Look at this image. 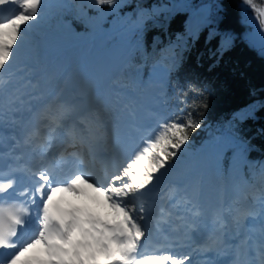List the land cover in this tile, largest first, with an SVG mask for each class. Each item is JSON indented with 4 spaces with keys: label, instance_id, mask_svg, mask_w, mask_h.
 Returning a JSON list of instances; mask_svg holds the SVG:
<instances>
[{
    "label": "snow or ice",
    "instance_id": "obj_1",
    "mask_svg": "<svg viewBox=\"0 0 264 264\" xmlns=\"http://www.w3.org/2000/svg\"><path fill=\"white\" fill-rule=\"evenodd\" d=\"M17 2L19 10L0 19V73L8 72L11 63L19 59L25 27L41 19L42 0H0V6ZM112 2L98 0L99 4ZM260 16L264 17V10ZM260 23L264 24V19ZM4 83L0 81V125L5 130L12 126L23 129V145L38 150L41 162L52 148V142L60 139L64 146L60 158L65 163L71 160V169L64 179L59 178L56 166L50 164L42 170H14L26 172L35 184L33 203L36 194L41 203L36 214L37 227L21 243H18L20 229L26 226L25 217L31 215V208L0 204V250H13L3 264H191L188 255L167 252L142 257L140 249L148 236L145 225L149 209L145 197H155L167 206L170 193L187 189L186 184L169 187V177L187 151L190 130L199 129L200 123L189 119L187 123L178 120L162 124L159 134L146 140L130 160L114 172L110 171L109 164V171L100 179L89 168L88 158L92 161L113 158V121L119 118V113L103 105L84 112L73 100L59 93L46 94L24 76L11 88H5ZM8 138L16 139L0 131V139ZM20 145L21 141L17 140V146ZM77 145L81 151L69 152ZM244 183L254 187L247 181ZM261 185V194L257 197L259 210L246 205L238 208L232 218L243 226L244 219L252 217L255 221L259 217V240L246 235L237 246V251L244 246L255 254L244 264H264V181ZM13 186L11 178L0 183V194H6ZM87 190L95 195L87 196ZM86 196L84 202H79V198ZM240 199L246 197L238 196L237 200ZM134 200L143 202L137 204ZM161 212L164 214L158 218L159 223L170 225L171 212L165 207H161ZM200 214L199 210L194 213ZM217 223V231L226 227L220 214L213 219V224ZM195 227V222L188 225V229ZM172 230L178 231V228L172 227ZM255 231L256 228L246 230ZM184 235L191 239L187 231ZM221 243L214 234L209 235L205 250L219 248Z\"/></svg>",
    "mask_w": 264,
    "mask_h": 264
},
{
    "label": "trees",
    "instance_id": "obj_2",
    "mask_svg": "<svg viewBox=\"0 0 264 264\" xmlns=\"http://www.w3.org/2000/svg\"><path fill=\"white\" fill-rule=\"evenodd\" d=\"M240 1L192 0L190 5L179 0H113L112 4L71 0L67 5L56 1L43 25L60 37L62 47L116 31L144 34V45H138L139 55L130 60L127 72L158 60L172 69L173 80L188 99L190 115L201 125L190 130L183 157L227 135L250 145L252 156L264 166V51L243 36ZM117 41L107 39L101 51L111 50ZM28 47L34 52V43Z\"/></svg>",
    "mask_w": 264,
    "mask_h": 264
},
{
    "label": "bare ground",
    "instance_id": "obj_3",
    "mask_svg": "<svg viewBox=\"0 0 264 264\" xmlns=\"http://www.w3.org/2000/svg\"><path fill=\"white\" fill-rule=\"evenodd\" d=\"M180 3L183 1V0H179ZM10 7H12V10L13 11H16L17 9H19V3L17 2L16 4H12L10 5ZM48 94V93H47ZM120 139V137H118ZM233 137H229L227 135H224L223 136V139L222 141H212V140H209L206 142V144H213V146H221V147H225V146H228L231 144V142L233 141ZM247 144V143H246ZM63 144L61 143L60 139H56L52 142V148L49 150V152L47 154H45V157H44V161L41 162L40 161V153L38 150H34L32 147H29L27 150H25V148L23 147V150L24 152L26 153V155L28 156L29 159L33 160L36 164H40V163H43L45 165H54L56 166L57 168V172H59V163H65L61 160L60 158V154L61 152L63 151ZM127 147H125L124 145L121 144V151L122 153L126 150ZM71 151H81L79 145H77L75 148H70L69 149V152ZM58 156V157H56ZM88 163H89V166L91 164H95L97 166V172L95 173L96 176L100 179H103V177L106 175V172L109 171V168L106 167V166H103L99 161L98 163L96 161H92L91 158H88ZM261 166L263 167V165H260V168ZM111 171V169H110ZM257 172V170H256ZM249 178V177H246V179ZM91 191V190H90ZM93 196V195H91ZM82 202V201H80ZM164 207V206H163ZM193 208L190 207L189 211H192ZM215 210V206H208L207 208L205 207L204 209V212L207 213L208 211H210L211 213H213ZM167 212H171L170 209L168 208L167 209ZM164 213L161 212V210L159 209L153 216V222L158 226L160 225L159 223V220L158 218L160 216H162ZM171 214L173 215V213L171 212ZM179 217H183V220L181 219H178ZM190 216L187 215V213L185 212H181L179 211L178 215H175L174 216V220H173V227H179L180 225H183V224H189L190 223ZM192 219V218H191ZM192 221V220H191ZM198 224V223H196ZM208 230H212V227L211 226H208V220L205 216V223L203 225V228H202V233L203 234H207ZM163 236H166L164 234V232L161 234ZM159 237V236H158ZM233 246V243H230L228 245V247H232ZM221 248H224L223 245L221 244L220 245Z\"/></svg>",
    "mask_w": 264,
    "mask_h": 264
},
{
    "label": "rangeland",
    "instance_id": "obj_4",
    "mask_svg": "<svg viewBox=\"0 0 264 264\" xmlns=\"http://www.w3.org/2000/svg\"><path fill=\"white\" fill-rule=\"evenodd\" d=\"M240 8H241V21H242L243 25L245 26V32L243 35L244 38L252 44V47L258 46L257 49L260 50L261 52H263L264 51V24H261L260 21H261V19H264V17L260 16V11L264 10V0H241L240 1ZM42 10L40 13V15H41L40 21L43 23L44 21H46L48 19L47 18L48 15L46 17H44ZM30 25L26 26V28L28 30L31 29ZM125 44L124 45L122 44V47L120 46L121 48L117 51V54L114 55L113 58H116V60H119L120 55L123 56L125 54V50L130 48L129 47L130 45L128 47H126ZM50 48L53 49L52 47H50ZM64 48H66V47L55 48L53 50L59 51V50L64 49ZM112 62L113 61L108 59L105 62H100L99 65L100 64L104 65V68H105V66H107V65L110 66V64H112ZM114 64H116L115 61H114ZM9 71L12 72V69H10ZM26 74H27V72L23 71L20 73L19 76L20 77L21 76L26 77ZM163 74H164L163 71H157L154 74V77H162ZM6 76H8V75H6ZM136 97H134V98H136ZM185 159H183V161ZM183 161H181V163ZM133 202L136 203V200H134ZM243 223H244V220H243Z\"/></svg>",
    "mask_w": 264,
    "mask_h": 264
}]
</instances>
